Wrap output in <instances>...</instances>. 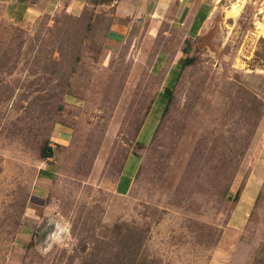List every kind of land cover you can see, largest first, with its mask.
<instances>
[{
  "label": "rangeland",
  "instance_id": "374dc122",
  "mask_svg": "<svg viewBox=\"0 0 264 264\" xmlns=\"http://www.w3.org/2000/svg\"><path fill=\"white\" fill-rule=\"evenodd\" d=\"M0 264H264V0L0 16Z\"/></svg>",
  "mask_w": 264,
  "mask_h": 264
},
{
  "label": "crops",
  "instance_id": "0c3cea01",
  "mask_svg": "<svg viewBox=\"0 0 264 264\" xmlns=\"http://www.w3.org/2000/svg\"><path fill=\"white\" fill-rule=\"evenodd\" d=\"M114 1L115 0H110L107 3L93 4L90 3L89 0H0V16L10 22L23 24L35 21L44 13H53L55 11L63 10L66 8L72 14L78 15V13H80L84 7L110 5ZM207 10L208 9L206 7L202 6L197 11L196 17L194 18L192 23L195 24L199 22L202 17H204V19L202 20L203 22L208 16ZM139 131L135 138V145H137V143L142 145V143H140L138 140ZM136 155L137 154L130 153L129 150H127V153L123 157L122 163L120 164V168L118 170L117 179L113 187L114 191L118 194H126L131 187L133 177L139 166V156ZM134 157L138 158V160L132 163L131 160ZM128 166H130L129 169ZM42 171H44L45 173H41ZM51 173L52 172L44 168L39 170V174L48 178L54 177V175L52 176L53 173Z\"/></svg>",
  "mask_w": 264,
  "mask_h": 264
},
{
  "label": "trees",
  "instance_id": "16d2710c",
  "mask_svg": "<svg viewBox=\"0 0 264 264\" xmlns=\"http://www.w3.org/2000/svg\"><path fill=\"white\" fill-rule=\"evenodd\" d=\"M110 0H89V2L90 3H93V4H102V3H107V2H109ZM204 19V17H202V19L199 21V22H197V23H195L194 24V27H193V29H192V32L193 33H196V31L198 30V28H199V26H200V24H201V22H202V20ZM188 63H190V60L188 59V58H185L183 61H182V64L183 65H186V64H188ZM165 95H167L166 93H165ZM149 110H150V108H148L147 110H146V113H145V115L149 112ZM137 145L138 146H140L141 144H139V143H137ZM52 149H50L49 150V148H46L45 150H44V152H43V159H47V158H49V157H51L52 156ZM126 154V153H125ZM125 154L123 155V156H125ZM44 171H42L41 173H43ZM45 173V172H44ZM52 174V173H51ZM54 174H52V176H53Z\"/></svg>",
  "mask_w": 264,
  "mask_h": 264
},
{
  "label": "clouds",
  "instance_id": "9594fccd",
  "mask_svg": "<svg viewBox=\"0 0 264 264\" xmlns=\"http://www.w3.org/2000/svg\"><path fill=\"white\" fill-rule=\"evenodd\" d=\"M71 225L65 224L61 226L59 223L56 224L55 230L49 235V239L57 242V243H63L62 234L67 235L70 233ZM49 248H51V244H49ZM45 252L48 251V249H44Z\"/></svg>",
  "mask_w": 264,
  "mask_h": 264
}]
</instances>
